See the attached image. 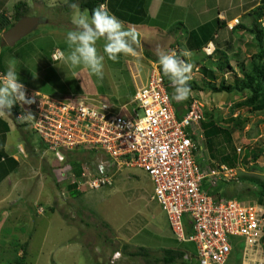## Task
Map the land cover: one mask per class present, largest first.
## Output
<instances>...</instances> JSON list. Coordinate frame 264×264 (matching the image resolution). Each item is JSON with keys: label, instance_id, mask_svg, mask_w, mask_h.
Returning a JSON list of instances; mask_svg holds the SVG:
<instances>
[{"label": "rangeland", "instance_id": "374dc122", "mask_svg": "<svg viewBox=\"0 0 264 264\" xmlns=\"http://www.w3.org/2000/svg\"><path fill=\"white\" fill-rule=\"evenodd\" d=\"M66 1L40 0L35 5L34 0H29L27 5L31 9L26 11L27 16H42V22L45 23H40L30 34L18 41L15 47L6 48L7 45L2 39L4 31H0V56L2 54L5 74L9 61L14 58L19 82L38 93L63 94L60 90L64 89L67 90L66 94H72L69 92L71 88L79 85L85 90L86 95L82 94L83 96L90 97L88 94L99 92L91 97L101 98L105 94L114 93L116 88V94L121 93L124 96L123 101H129L133 89L130 75L132 64H128L125 58L118 62L105 58L102 79L90 75L88 79V73L65 65L61 53L66 50V33L74 29L73 12H63ZM78 1L75 0L74 3ZM244 24L250 27L252 19L250 24L244 19ZM176 27L179 25L176 24ZM187 29L185 25V32H188ZM143 35L145 44L153 43L157 37L149 30L143 32ZM245 37L239 38L245 43L243 48L239 47L238 42L233 46L226 44L228 52L232 50L230 63L233 66V70H227L223 74L227 82L239 75L236 62L248 64L250 56L258 51L253 36L247 33V42L244 41ZM171 41L174 45L182 43L180 37L171 38ZM97 48L102 53V42L97 44ZM57 53L60 56L55 59L54 55ZM151 58L158 61L157 55ZM185 59L194 66L206 63V56L201 51L192 52ZM140 73L142 75L144 72L140 70ZM200 79L199 71L193 70L191 80L200 83ZM170 92L173 94L172 86ZM190 95L200 102L204 112L211 113L221 121H225L231 114L232 118L240 114L250 118V122L242 130L233 133L236 150L240 149L237 152L240 159H245L248 151L253 152L264 146L262 116H251L245 108L232 111L233 105L243 98L242 94L191 91ZM10 125L12 128L7 135V143L16 150L18 142L15 137L18 131L12 123ZM24 133L25 138L31 142V147L24 145L25 151L29 148V152H22L27 158L19 160L17 173L11 174L0 183V264H14L16 255L22 253L24 264H104L103 261H108L110 254L117 251L127 252L136 246L160 249L166 244H177L176 237L167 227L161 207L150 199L153 187L144 172L123 168L114 175L111 185L100 190H78L81 194L71 196L65 188L69 182H57L51 172L57 167L53 155L45 150L29 127H26ZM76 156L84 160L83 163L90 168H94L95 158H101L96 155L88 158L87 153L72 155ZM66 160L70 163V157ZM250 161L249 155L246 161L240 162L237 179L233 181L237 192L255 191L257 185L253 180H264V150L256 162ZM133 171L137 176L131 174ZM245 202L257 203L253 197ZM185 233L188 235L190 232L185 230ZM232 241H238L236 249H243L242 238H233ZM125 242L129 245L124 244ZM259 249L264 250L263 240L262 248ZM16 250L22 252L16 253ZM232 253L231 257L238 258L239 262L240 255L236 251ZM151 256L153 255L147 256L149 259L131 256V263L144 264L146 260L152 262ZM97 259L103 261L98 262ZM250 262L264 264L263 260Z\"/></svg>", "mask_w": 264, "mask_h": 264}, {"label": "built area", "instance_id": "2783aa9c", "mask_svg": "<svg viewBox=\"0 0 264 264\" xmlns=\"http://www.w3.org/2000/svg\"><path fill=\"white\" fill-rule=\"evenodd\" d=\"M235 19L228 24L231 29ZM204 52L210 55L209 47ZM60 54L54 55L58 58ZM32 104H15L12 118L38 137L56 161L57 182L74 183L79 191L111 185L123 168L141 169L152 183V199L165 212L180 242L196 247L199 264H225L242 238L244 254L257 252L264 237V207L237 199L217 200L203 187L236 179L239 167L201 164L204 148L203 106L194 98L178 119L158 65L151 66L146 82L127 105L114 106L74 94L46 95L25 87ZM31 112L35 121L18 117ZM92 151L94 168L84 164L79 177L67 162L68 153ZM240 152V149H237ZM190 233L186 235L184 218ZM119 256L114 253L113 258Z\"/></svg>", "mask_w": 264, "mask_h": 264}, {"label": "crops", "instance_id": "0c3cea01", "mask_svg": "<svg viewBox=\"0 0 264 264\" xmlns=\"http://www.w3.org/2000/svg\"><path fill=\"white\" fill-rule=\"evenodd\" d=\"M21 1L26 2L27 5L29 0H0V14L9 20L12 19L14 14V6ZM69 1L70 0H67L66 3H64L65 6L63 9V12L67 14H71L73 12V10L68 5ZM74 1L75 0H73V3ZM39 3L40 0H34L35 5ZM79 3L80 1H78V4ZM104 4L107 5V9L111 14L115 15L120 21L123 22L126 29L134 27L139 33V39L142 47L138 48L137 50L140 55L136 58L129 56H121L119 58L120 60L125 58L128 64H132V71L130 72V75L133 83V89L129 96L130 100L125 102L122 98L124 96L121 93L116 94V88L114 89V93L110 95L105 94V97L92 98L91 96L97 95L99 92H92L88 94L90 97L83 96L86 94L84 93V88L81 87L83 91V95L81 96L89 98L92 101L106 102L118 107L129 104L136 89L146 82L151 66H159L158 62L151 58L156 55V49L158 47L161 49L164 48V51L166 52L175 51L178 54L184 50H187L190 54L192 52L201 51L205 56H207L203 50L205 47H209L208 51L211 53L210 56L213 54L216 47L221 50L226 47V44L233 46L234 43L238 42L239 47L243 48L245 43L239 38L246 36L244 41L247 42V33L250 34L246 30L249 27L245 26L244 19L248 20V24H250L252 17L249 15V13L259 6H264V0H105ZM26 9V11H28L31 8L27 5ZM41 17L42 16H39V19L41 20L40 23L44 24L45 21L42 22ZM235 19H237L239 22L232 29H230L228 24H231ZM176 24L179 25V27L175 28ZM185 25L188 27L186 30L188 32H185ZM147 30L152 31L153 34L157 36L153 40V43L145 44L143 32ZM234 34L237 36L235 37ZM174 37H180L182 42L181 45L178 43L175 45L173 44L171 38ZM231 53L232 50L230 51V54ZM140 70L144 72L142 75ZM193 70L198 71L197 64L195 66L193 65ZM87 77L89 79V75H87ZM114 94H116V96H114ZM191 96L192 95H190L185 101L189 103L192 99ZM185 101L176 102L172 100V103H174L172 105L175 109L178 119L179 117L181 118L186 112L187 104ZM11 123L18 131V134L15 137V141L18 142L16 150L15 147L10 146L7 143V135L9 132H11L10 130L12 128L10 125ZM24 130H26V127L23 126V124L16 123L13 120L12 111L11 116L0 117V183L5 181L11 174L17 173V165L19 160L21 158H27V155L22 153L25 151L26 146ZM28 147H31V144L28 145ZM28 149L26 150L27 152H29ZM12 161L14 162L12 163ZM197 161L201 164L209 165L215 163L209 156V152L205 147V141L203 152L201 153V156L198 157ZM124 169L137 170L138 168ZM131 174L136 175L134 171L131 172ZM150 199L153 201L152 195ZM163 213L165 215L167 227L170 229L167 216L164 211ZM137 218L142 219L141 216H137ZM184 228L187 232L191 231L188 219L186 217L184 218ZM175 240L177 244L173 243L169 246H166L168 245L166 244L165 246H161L160 249H147V246H136V248H132L127 252L117 251L114 253H119V256L113 258L114 253H112L108 257V261H102L104 264H134L131 263V256H139L142 258L151 254L153 255L150 257L152 262H148L146 260L144 261V264H199L195 245L190 242H180L177 240V238ZM124 244L129 245L126 242ZM236 247H238V241H236V243L233 245L231 253L229 254L225 264H232V262L233 264H253L250 261H254V263L258 262L259 260L264 261V250L259 249V251L254 253V251L251 249L250 253H248L249 256L246 257L244 254L245 246L242 250L236 249ZM166 250H170L175 253L173 255L174 258H172L174 260H171V257L169 258V255L164 253ZM234 251L237 252V255H240L239 262L238 258L235 259L231 257L233 254L232 252ZM147 259H149V257H147ZM97 261L102 262L99 259H97Z\"/></svg>", "mask_w": 264, "mask_h": 264}, {"label": "trees", "instance_id": "16d2710c", "mask_svg": "<svg viewBox=\"0 0 264 264\" xmlns=\"http://www.w3.org/2000/svg\"><path fill=\"white\" fill-rule=\"evenodd\" d=\"M79 1L80 9H87L89 15L91 14V11L93 9L98 7L100 4L105 3V0ZM71 3H73V0H70L68 5ZM26 6V2L22 1L18 2L14 6L12 21L11 19L9 20L0 14V31L8 30L16 23L19 18L27 15ZM249 15L252 17V24L248 28V32L253 36V42L257 43L258 51L257 53L255 52L250 56L248 64H244L242 62L240 64V62H236L237 67L239 66V75H235L234 77H232L231 82H227V79L223 78V74L226 73L225 71L233 70V66L230 63V52H228V47H225L221 50L216 47L211 56H206V63L197 65L198 71L201 76L200 83L191 80L189 82V86L191 88V91L194 92L208 91L214 94H242L243 98L233 105L232 111L234 112L238 108H245L247 113H249L251 116L254 114L261 115V122L264 124V6L255 8L249 13ZM6 48L10 47L6 46ZM2 61L3 57L1 54L0 74L3 75L5 74V70ZM164 83L172 101L173 99L170 92L171 84L167 77H164ZM69 92L74 93V95L83 94V91L79 85L71 88ZM60 93H63L61 95H65L67 93V90H60ZM185 103L188 105L187 101H185ZM231 115L225 120V122L221 121L219 118L209 112H204L205 119L200 124L204 132L205 147L209 152L211 160L218 164H224L229 168H237L239 167L240 162H243L244 160L246 161L249 155L250 160L252 162H256L263 153L264 146L262 148L256 149V151L253 152L248 151L245 159H240L234 145L233 133L235 131L242 130L244 126L248 122H250V118L243 117L241 114L237 115L235 118H232ZM30 144L31 142H29V140L25 138V145L28 146ZM83 153L84 152L76 151L73 153H68L67 155L68 157H70V166L72 167V172L75 174L76 178L79 177V173L82 171L83 166L86 163H83L84 160L79 159V156L72 157V155H80ZM85 153H87L88 158L92 157L93 155L92 151H86ZM83 159H85V157H83ZM13 162L14 161H12V163ZM51 172L53 173V175H55L54 168ZM233 181L234 180L219 181L214 187H209V185L205 184L203 188L211 196L216 197L218 201L223 199H237L239 201H245L253 197L258 204H261L264 207V180H253L257 185L255 191L245 190L240 192H237L238 190L236 189ZM231 182H233V184ZM233 185L235 189H233ZM66 190L71 196L81 194L76 189V185L74 183L67 184ZM262 240L264 241V237ZM18 251L16 250V253H18ZM164 253L169 255V258L171 257V260H174L172 259L174 258L173 255L175 254L173 251L166 250L164 251ZM16 256L17 257L14 260V264H24V253Z\"/></svg>", "mask_w": 264, "mask_h": 264}, {"label": "clouds", "instance_id": "9594fccd", "mask_svg": "<svg viewBox=\"0 0 264 264\" xmlns=\"http://www.w3.org/2000/svg\"><path fill=\"white\" fill-rule=\"evenodd\" d=\"M69 7L73 10L74 29L66 33V50L61 53L65 65L102 79L105 58L118 62L121 56L136 58L140 55L137 49L142 45L138 31L134 27L126 29L123 22L108 11L106 4H100L90 15L87 9L82 11L78 3H71ZM99 42H102V53L97 48ZM156 55L163 76L168 78L173 88L172 99L176 102L187 100L191 93L189 82L193 65L184 57L190 53L187 50L179 54L166 52L158 47ZM15 64L13 58L9 61L6 74L0 75V117L11 116L15 104L34 103V100L26 97L25 86L19 82ZM18 121L31 122L35 121V117L31 112H26L18 117Z\"/></svg>", "mask_w": 264, "mask_h": 264}, {"label": "water", "instance_id": "95a60500", "mask_svg": "<svg viewBox=\"0 0 264 264\" xmlns=\"http://www.w3.org/2000/svg\"><path fill=\"white\" fill-rule=\"evenodd\" d=\"M40 22L39 18L23 16L2 34V39L8 47H13L18 41L30 34Z\"/></svg>", "mask_w": 264, "mask_h": 264}]
</instances>
